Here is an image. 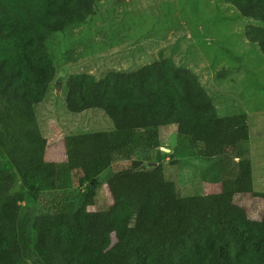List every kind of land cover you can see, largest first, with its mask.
I'll return each instance as SVG.
<instances>
[{
	"label": "trees",
	"instance_id": "16d2710c",
	"mask_svg": "<svg viewBox=\"0 0 264 264\" xmlns=\"http://www.w3.org/2000/svg\"><path fill=\"white\" fill-rule=\"evenodd\" d=\"M96 1L0 0V264H264V213L252 220L235 203L264 199L244 149L247 115H219L198 76L170 57L67 77V111L101 110L112 129L63 138L80 204L50 195L60 168L44 158L34 110L56 79L46 41L84 23ZM223 1L251 21L245 39L264 54V0ZM170 126L198 157L230 160L217 193L184 197L166 180L159 132ZM104 185L111 203L89 211Z\"/></svg>",
	"mask_w": 264,
	"mask_h": 264
},
{
	"label": "rangeland",
	"instance_id": "374dc122",
	"mask_svg": "<svg viewBox=\"0 0 264 264\" xmlns=\"http://www.w3.org/2000/svg\"><path fill=\"white\" fill-rule=\"evenodd\" d=\"M93 11L84 23L54 33L46 41L56 79L34 110L47 140L44 158L60 168L57 190L50 193L56 202L65 199L64 203L73 207L80 204L77 198L71 200L70 193L76 192L65 169L63 138L112 129L101 110L67 111V77L78 73L99 77L109 70L130 72L160 56L195 73L219 115H247L244 149L252 164L254 191L264 193V54L245 39L251 21L223 0H97ZM159 133L164 141L161 148L169 150L160 148L166 180L184 197L217 193L218 182L232 168L230 160L198 157L195 147L173 126ZM124 164L118 161L115 168ZM104 178L103 174L97 181ZM110 203L104 185L88 210ZM235 203L252 220H259L264 213V199L238 195ZM37 207L40 209L39 204Z\"/></svg>",
	"mask_w": 264,
	"mask_h": 264
},
{
	"label": "water",
	"instance_id": "95a60500",
	"mask_svg": "<svg viewBox=\"0 0 264 264\" xmlns=\"http://www.w3.org/2000/svg\"><path fill=\"white\" fill-rule=\"evenodd\" d=\"M164 152H169V150L168 149H164V148H161ZM157 164L156 163H147V166H149V167H154V166H156Z\"/></svg>",
	"mask_w": 264,
	"mask_h": 264
}]
</instances>
